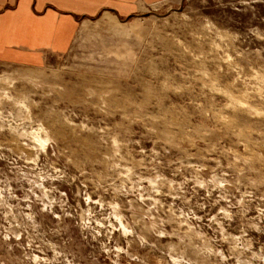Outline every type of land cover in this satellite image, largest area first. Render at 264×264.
I'll return each instance as SVG.
<instances>
[{"label":"rangeland","instance_id":"1","mask_svg":"<svg viewBox=\"0 0 264 264\" xmlns=\"http://www.w3.org/2000/svg\"><path fill=\"white\" fill-rule=\"evenodd\" d=\"M0 61V264H264V0H131Z\"/></svg>","mask_w":264,"mask_h":264},{"label":"crops","instance_id":"2","mask_svg":"<svg viewBox=\"0 0 264 264\" xmlns=\"http://www.w3.org/2000/svg\"><path fill=\"white\" fill-rule=\"evenodd\" d=\"M131 0H0V61L30 64L43 49L64 51L79 22L122 14Z\"/></svg>","mask_w":264,"mask_h":264}]
</instances>
